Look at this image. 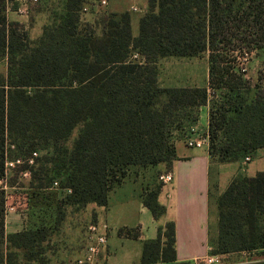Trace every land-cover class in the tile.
<instances>
[{"label": "trees", "instance_id": "1", "mask_svg": "<svg viewBox=\"0 0 264 264\" xmlns=\"http://www.w3.org/2000/svg\"><path fill=\"white\" fill-rule=\"evenodd\" d=\"M95 1L65 0L59 20L32 41L24 25L8 18L18 2L0 0V58L6 60L0 73V180L7 161L20 160L10 186L28 171L41 194L59 183V209L105 207L110 191L134 169H169L176 160L174 140L185 138L207 105L212 162L264 152V62L255 82L237 63L239 53L264 50V0H149L136 37L127 11L82 22ZM204 54L207 86L160 85V59ZM51 167L62 180L48 178ZM162 186L143 195L157 221L165 214L158 200ZM6 198L0 186V264H49L50 227L7 235ZM217 208L212 254L264 256V171L235 177ZM118 234L137 239L140 231L121 228ZM176 260V227L168 222L156 239L144 242L141 263Z\"/></svg>", "mask_w": 264, "mask_h": 264}, {"label": "crops", "instance_id": "2", "mask_svg": "<svg viewBox=\"0 0 264 264\" xmlns=\"http://www.w3.org/2000/svg\"><path fill=\"white\" fill-rule=\"evenodd\" d=\"M111 1L108 0V3L110 4ZM114 1L122 2L124 0ZM18 4L22 6L21 3ZM148 9L149 0H146L144 10L137 20L138 24L140 18ZM11 10L9 9L8 11L9 20L23 25L24 13L21 12L20 8ZM130 10L117 9L113 12L127 11L130 13ZM132 10L137 9L133 7ZM18 13L23 15L20 16ZM24 27L27 28L25 24ZM138 34H133V36L136 37ZM207 85L208 76L207 83L204 86ZM182 86L198 85H188L187 83ZM203 110L206 111L205 116L202 115ZM202 116L205 117L206 122L203 130H207L209 119L208 105L199 109L198 123L200 126V118ZM174 146L176 160L169 169L164 165H159L138 169L135 173L133 171L120 185L110 191L107 206H99L101 208L99 211H96V208H99L97 205L89 204L86 206L87 208L93 207L92 209L95 210L97 223H105L109 228L107 244L97 261L93 264H142L144 242L156 239L159 234V227L161 225L164 226L168 222H174L176 227L177 260L171 264H196L201 258L213 255L212 241L216 239L218 234L217 199L239 174L238 169L237 171H229L227 170L228 167L237 164L241 166L243 161L222 164L212 162L208 147H205V149L190 148L183 138H176ZM262 153L264 156L263 151ZM157 172L160 175L164 173L173 175L172 181L162 183L163 186L160 189L158 200L165 208V214L159 221L154 218L151 211L143 204L146 186L144 181L142 183L139 178L142 174L145 176L152 173L153 175ZM257 172L246 174V176H254ZM129 186L133 188L134 192L127 194L124 190ZM9 198L11 200L13 196L10 195ZM26 205L27 202L14 204L16 208L6 212L5 232L7 235L30 228L29 225L32 224L31 218L24 213V208L21 213L17 211L19 210L18 208ZM121 228L138 229L140 235L137 239L119 236L118 231ZM220 259V264H261L264 262V256L260 251L222 254ZM156 264L166 263L159 262Z\"/></svg>", "mask_w": 264, "mask_h": 264}, {"label": "rangeland", "instance_id": "3", "mask_svg": "<svg viewBox=\"0 0 264 264\" xmlns=\"http://www.w3.org/2000/svg\"><path fill=\"white\" fill-rule=\"evenodd\" d=\"M65 0H38L32 2L26 0V13L24 23L27 26L26 31L30 40L36 41L42 35L44 27L57 22L64 11ZM146 0H124L122 2L112 0L108 5H102L99 1H95V5L88 8L86 13L82 14V22H94L95 19L108 13H113L117 9H131L130 15L132 20V31L134 35L138 34L139 24L138 18L142 14L145 7ZM21 6V5H20ZM19 6V8H20ZM136 7L137 10H132ZM111 8V9H110ZM10 11H12L10 9ZM18 15H23L18 13ZM94 20V21H93ZM239 47L244 48L243 43H237ZM243 53H239L237 63L240 68H245L246 76L255 82L257 80L258 70L262 67L264 62V50L252 53L249 57H244ZM135 59V58H133ZM136 59H141L138 55ZM159 66V82L161 86H182L188 85L204 86L207 83L208 76V54L199 57L191 58H176L166 57L158 61ZM6 72V60L0 58V73ZM206 111L203 110L202 115L205 116ZM200 118V123L197 122L200 131L205 127V117ZM203 127V128H202ZM176 134V133H175ZM63 143V142H61ZM202 149H205L202 148ZM252 161L243 167L232 165L228 167L229 171H237L239 176H246V174H254L257 171L264 170V156L262 150L256 152L251 158ZM241 162V161H240ZM138 169H134L135 171ZM14 176L13 169L8 172V187L6 189L7 203L6 211L9 212L10 206L27 202L26 206L18 208L29 215L31 218L30 228H36L43 225L50 227L51 236L46 246L47 258L50 264H79L80 259L88 245L87 228L88 224H99L96 221V213L93 207H86L79 210L69 208L65 211L59 209L60 201L63 199L60 189L57 187L50 188L46 192L39 191L37 188H32L30 185L31 177H20L14 180V185L10 186V178ZM61 171L54 170L51 167L48 178H61ZM160 173H152L144 176L142 174L139 178L144 181L147 190H156L163 182L159 178ZM138 177V176H137ZM143 178V179H142ZM0 186H3L0 183ZM131 186V185H130ZM127 187L124 191L127 194L133 193L132 187ZM13 196L10 200L9 196ZM95 205V204H94ZM99 207V206H97ZM24 208V210H23ZM101 208H96L99 211ZM101 218V217H100ZM99 218V221H100Z\"/></svg>", "mask_w": 264, "mask_h": 264}, {"label": "built area", "instance_id": "4", "mask_svg": "<svg viewBox=\"0 0 264 264\" xmlns=\"http://www.w3.org/2000/svg\"><path fill=\"white\" fill-rule=\"evenodd\" d=\"M18 3H21L22 6L20 7V10L22 13H26V0H15ZM32 2H37L38 0H30ZM102 5H107L108 0H100L99 1ZM88 11V8L84 9V12L86 13ZM138 54H135L133 58H137ZM199 129L198 124H195L188 128L186 136L184 138L186 144L190 148H204L209 147L210 145V136L207 130ZM37 153L34 152L32 157H30L27 162L28 164L34 163V158L37 157ZM251 160L250 157H246L244 161L242 162L243 167H246V164L249 163ZM21 163L20 160L17 161H7L6 163V176L0 180V183L3 184V189L6 190L8 185V172L12 170L16 164ZM22 177H30V173L28 171L21 173ZM160 180L163 183H169L173 179V175L171 173H164L159 176ZM58 182H53V187L58 186ZM68 192H71V190H68ZM16 206L12 205L9 208V211L14 210ZM7 212V211H6ZM109 228L108 225L105 223L101 224H89L87 228V241L88 245L85 249L84 255L78 259L79 264H93L97 261L99 255L101 254L102 250H104L106 244H107V232ZM221 259L220 255H208L196 262V264H220Z\"/></svg>", "mask_w": 264, "mask_h": 264}]
</instances>
